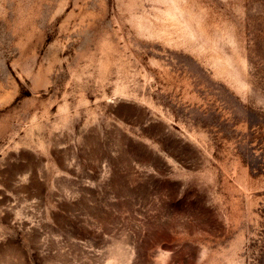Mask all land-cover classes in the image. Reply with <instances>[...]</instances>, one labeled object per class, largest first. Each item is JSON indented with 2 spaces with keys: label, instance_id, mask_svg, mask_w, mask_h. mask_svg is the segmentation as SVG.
<instances>
[{
  "label": "rangeland",
  "instance_id": "rangeland-1",
  "mask_svg": "<svg viewBox=\"0 0 264 264\" xmlns=\"http://www.w3.org/2000/svg\"><path fill=\"white\" fill-rule=\"evenodd\" d=\"M0 264H264V0H0Z\"/></svg>",
  "mask_w": 264,
  "mask_h": 264
}]
</instances>
